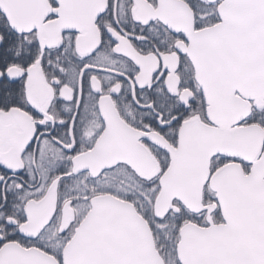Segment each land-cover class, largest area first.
I'll return each instance as SVG.
<instances>
[{
	"label": "snow or ice",
	"instance_id": "1",
	"mask_svg": "<svg viewBox=\"0 0 264 264\" xmlns=\"http://www.w3.org/2000/svg\"><path fill=\"white\" fill-rule=\"evenodd\" d=\"M0 264H264V0H0Z\"/></svg>",
	"mask_w": 264,
	"mask_h": 264
}]
</instances>
